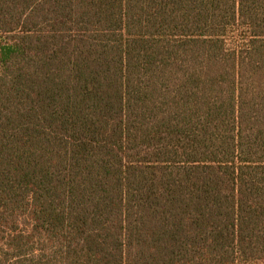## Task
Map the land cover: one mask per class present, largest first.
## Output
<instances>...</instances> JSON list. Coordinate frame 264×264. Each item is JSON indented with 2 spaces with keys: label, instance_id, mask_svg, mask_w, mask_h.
<instances>
[{
  "label": "trees",
  "instance_id": "1",
  "mask_svg": "<svg viewBox=\"0 0 264 264\" xmlns=\"http://www.w3.org/2000/svg\"><path fill=\"white\" fill-rule=\"evenodd\" d=\"M0 264H264V0H0Z\"/></svg>",
  "mask_w": 264,
  "mask_h": 264
}]
</instances>
